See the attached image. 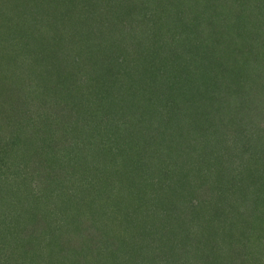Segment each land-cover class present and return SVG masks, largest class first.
Returning <instances> with one entry per match:
<instances>
[{
    "label": "trees",
    "instance_id": "trees-1",
    "mask_svg": "<svg viewBox=\"0 0 264 264\" xmlns=\"http://www.w3.org/2000/svg\"><path fill=\"white\" fill-rule=\"evenodd\" d=\"M238 1L131 0L127 4L130 9L123 7L116 12L113 1L80 0L68 17L59 9L63 6L53 0L57 5L56 19L50 21L47 7L52 4L47 0H0V22L15 18L20 12L22 20H32V25L21 22L24 35L35 33L36 26L39 32L52 26L55 30L51 41L43 42L41 49L29 42L25 43L28 44L26 51L12 43L14 49L21 52L7 66V74L5 69H0V225L8 224L15 234V237L8 236L0 227V252L6 258L2 264H66L65 260L67 264H76L77 259L69 255L78 253L74 250L83 238L81 235L96 244L101 240L113 241L111 246L88 247L91 249L87 251L89 264H154L145 259L153 260L158 256H162L158 259L161 262L156 264L164 261L176 264L174 260L177 264L194 262L193 255L200 253L196 251L199 247L215 246L227 236L239 239L235 232L222 234L217 230L213 222L223 220L226 214L223 207L212 204L213 200L217 204L222 201L223 197L216 195L219 181L225 179L224 173L236 159L242 162L243 172L239 181L233 178L232 185H240V195L237 197L232 187H228L227 192L246 206L245 211L238 212V219L243 221L253 213L262 215L258 214V205L264 193V166L260 164L264 161V148L259 146L260 129L256 120L263 118L256 113L257 109L250 114L241 106L237 115L245 112L246 118L250 116V126L229 128L234 117L229 116L225 122L221 116L223 109L229 107L232 95L240 98L247 95L246 82L252 67L261 63L260 52L264 49V35L258 30L259 15L264 13L260 5L264 0H256L258 15L252 16L251 9L245 6L255 0H240L237 5ZM189 3L204 7H177ZM5 5H10L7 12ZM65 15L72 22L71 28L76 27L82 34L69 35L70 40L81 38L72 42L74 45L67 51L62 66L58 57L55 61L48 55H54L59 43L57 23L62 22ZM124 22H128L126 27ZM139 30L155 39L156 47L144 43ZM177 37L180 43L176 42ZM32 46L37 59L29 51ZM43 52L47 57L41 54ZM42 58L48 60L50 68L46 73L36 74ZM24 60L29 64V86L31 77H35L42 88L38 98L25 92L24 82L16 73V69L26 64ZM138 69V73L133 72ZM56 70L60 71L58 75H55ZM256 79L264 80V75L257 73ZM61 83L67 84L68 89L61 91ZM176 99L180 103H176ZM161 101L164 106H172L165 123L176 118L186 129L176 128L180 135L178 151L183 150L182 145H187L183 138L186 134L197 133L202 138L210 134L222 153L217 156L207 149L202 155L215 159H202L195 173L191 168L170 173L167 153L162 152L155 158L149 156V145L142 142L141 129L145 123L151 124L152 105ZM11 132L15 135L11 136ZM249 132L256 134L255 143L254 137L247 135ZM158 134L159 128L152 138L154 142L159 139ZM231 135L246 136L239 157L227 142L221 141L222 137ZM111 138L113 145L109 142ZM21 162H25L23 169L19 168ZM108 165L112 166L111 170ZM69 169L77 171L88 184L93 185L94 181L96 187L105 186L106 190L100 192L103 198L93 189L96 194L93 199L111 202L115 212L123 218L127 239L109 235L92 214V223H86L82 234H55L54 230L62 228V222L67 221V215L60 212L68 208L64 204L67 193L61 192L64 187L61 181ZM91 175L92 180L87 179ZM8 177L11 180L5 188L3 180ZM113 177L126 195L112 198ZM165 188L170 196L164 194ZM36 191L42 195H33ZM54 198L61 204H56ZM81 200L75 202L82 204ZM149 204L151 217L157 214L162 217L160 223L164 225L159 236L153 229L138 224L141 213L146 220L149 218ZM206 206L212 207L210 214L204 211ZM247 207H251L253 213H249ZM53 212L57 213L55 219L51 218ZM63 225L67 229L66 224ZM231 227L235 228V224ZM21 237L29 243L51 244L47 248L49 252L36 244L39 254L27 256L17 247L21 245ZM61 243L68 248L69 255L57 248ZM59 254L65 257L61 263L55 262ZM197 259L202 257L199 255Z\"/></svg>",
    "mask_w": 264,
    "mask_h": 264
},
{
    "label": "clouds",
    "instance_id": "clouds-1",
    "mask_svg": "<svg viewBox=\"0 0 264 264\" xmlns=\"http://www.w3.org/2000/svg\"><path fill=\"white\" fill-rule=\"evenodd\" d=\"M10 5H5V11ZM82 7V6H78ZM149 7H155V5H149ZM177 7L183 8H203L204 5H177ZM235 7V6H233ZM248 9L256 7L255 5H246ZM260 8L264 9V4L260 5ZM170 27V26H169ZM258 30L262 35H264V13L259 15L258 21ZM176 42L180 43V38H176ZM261 63L252 67L249 74V78L246 82V91L247 95L243 98L238 97L237 95H232L229 107H225L221 112V116L224 121H228V117L232 116L234 119L228 124L229 128H248L251 124L250 116L246 118L245 112H239L237 115V110L243 106L245 111L251 108L252 105H257L262 113H264V80L257 81L256 74L260 73L264 75V49H261L260 52ZM30 63V62H29ZM29 64L23 65L22 68L16 69L17 75L20 76V80L24 82V90L31 96L39 97L42 88L38 86L39 82L35 77H31V85L29 86ZM7 66H5V73L7 74ZM175 98V97H174ZM176 103H180L179 99H176ZM171 105L164 106V102L161 101L160 104L152 105V120L151 124L148 125L145 123L141 129L142 142H146L149 145L148 155L155 158L159 156L160 153H167L169 159V172L170 173H181L183 170L191 168L193 172L198 168L199 162L202 159L211 161L215 157H205L202 153H205L207 149H211L216 155L222 153V148L217 147L214 138H210V134H206L203 138L197 133H188L183 138L187 140V145H182V151L177 150V142L180 140V135L176 131V128L179 127L180 131H186L183 127V123L178 119L174 118L165 123L168 120V116L171 112ZM230 109V110H229ZM256 126L260 129L258 134L259 146L264 148V119L258 118L256 120ZM157 128H159V139L153 141V136L157 135ZM171 132V135L169 133ZM247 135L253 136V143L256 142L255 133H247ZM246 136L243 135H231L227 137H222V142H227L229 147L234 151L235 156L239 157L242 151V145L245 143ZM167 146V147H166ZM45 155H50V153H45ZM246 160L249 159L248 156L244 157ZM26 162V161H25ZM19 164V168H24V163ZM260 164L264 166V161H261ZM111 170L112 166H107ZM243 172V164L239 159H236L235 162L228 168L227 172L224 173L225 179L219 181V190L216 192L217 196H222V201L217 204L213 200V207H223L225 210V218L221 221H214V225L218 231L223 233H228L230 231L235 232L239 237L241 244H246L249 247V250L255 255L258 254L262 261H264V193L261 194V201L258 205L261 216H257L253 213L251 207H247L249 213H253L244 218L243 221L238 219V212L245 211V204H242L239 199H233L231 194L227 192L228 187L233 188V192L237 197L240 195V185H232V180L235 178L237 181L241 178V173ZM7 176V172H5ZM113 187L111 191V196L113 199L117 195H126L125 192H121V185L113 177ZM11 177L3 180L5 188L9 186ZM65 183L72 184V181H66ZM93 185L95 182L93 181ZM33 184V188H35ZM15 190V189H13ZM75 193L76 196H83L84 204L86 207L82 209L85 216L92 214L96 217L98 225L104 229L109 235H115L123 237L124 239L128 238V232L123 226V218L115 212V209L112 207L110 201L105 199H96L93 201V196L95 195L89 184L77 177L75 181V186L69 191V195ZM164 194L171 195L167 188L164 189ZM35 196H41L42 193L36 191L33 193ZM247 199H252L248 197ZM8 203L7 198L4 200V204ZM50 207V206H49ZM149 208V218L146 220L144 214L141 213L138 219V224H143L148 229H153L155 234L159 236V230L162 225L160 223L162 217L157 214L155 218L151 217L152 207L151 204ZM235 209V211H233ZM204 211L208 214L211 213L212 207L206 206ZM57 213L53 212L52 217L55 219ZM235 224V228L231 226ZM257 235H260V239H257ZM150 255V253H149Z\"/></svg>",
    "mask_w": 264,
    "mask_h": 264
},
{
    "label": "rangeland",
    "instance_id": "rangeland-1",
    "mask_svg": "<svg viewBox=\"0 0 264 264\" xmlns=\"http://www.w3.org/2000/svg\"><path fill=\"white\" fill-rule=\"evenodd\" d=\"M47 1L52 4V5L47 7L48 11H49V20L52 21V20L56 19L55 18V12L57 11V5L55 4L56 2L55 3L53 2V0H47ZM57 1L59 2V4L61 6H63L62 8H59V9L64 14H66L68 17L71 14V12H73L76 4L81 3V2H79L80 0H57ZM60 1H61V3H60ZM106 1H113L114 2L113 5L115 6V8H114L115 11L120 9V8H123V7L126 8V9H130L128 7L129 5H127V4H129L131 0H106ZM239 2H240V0L238 1L237 5L239 4ZM252 4L256 6V4H258V3L255 0V2L251 1V5ZM45 7H46V5H45ZM11 9H12V7H11ZM53 9H54V12H53ZM114 10H112V11H114ZM52 12L54 13L53 17L51 15ZM108 12H109L108 10L105 11V13L108 16H111L110 14H108ZM103 13H104V11H103ZM250 13H251V16L252 15H258V7L256 6L254 8H251ZM17 14H18V16L15 14L16 15L15 18H10L9 20H6V21L2 20L0 22V57H1L0 58V69H5V66L11 65V60L14 58V56L19 54L18 53L19 51L21 52V50L16 51L14 49V46L12 45V43H16L19 46L20 49L28 51V44H25V43H29L30 42V44H33L34 46H37V47L40 48V47H43V42L45 44L50 42L51 41V35L55 33V30H53V26L51 27V29H44L42 32H39L38 27L36 26L33 29V31L35 33L30 34V35H27V34L24 35L23 34V30H22V23L21 22L24 20V21L29 22L32 25V20L31 19L27 20L26 18L22 20V18L19 17L20 12H17ZM66 15H65V18H62V22L60 21L59 23H57V26H58L57 28H59L58 33H57L59 43L57 42L55 47L56 48L58 47V49L56 50V48H55L54 55H53V53L48 55V58H51V59H54V60H55L56 57H58L59 60L62 61V63H61L62 66L65 65L64 63L66 61L67 51H69L70 50L69 48L73 47V45H74V44H72V42L78 41L81 38V37H79V38L70 40L69 35L70 34L71 35L72 34H77V32H78V35L82 34V31L79 30V29L77 31L76 27L74 29L71 28L72 24H70V23H72V22L66 19ZM51 17H52V19H51ZM127 19H130V18L128 17ZM106 23L109 24L108 21ZM127 24H128V22H124L123 26L126 27ZM141 32L142 31L139 30V33H140L139 36L143 39V42L146 43L147 45H149L150 47H156V45H155L156 44V40L150 38L147 35H144ZM19 41H21L22 44L19 43ZM10 42H11V44H10ZM38 42H40V43L38 44ZM34 48L35 47L32 46L29 49V51L32 54H34L33 56L37 59V56L35 55V53H33V52L36 51ZM41 54H43V55H45L47 57V54H45V52H43ZM120 55L122 56V54H120ZM34 57L30 56V58L32 60H34ZM54 60H53V62L56 61V60L55 61ZM25 63L27 64V61H25ZM67 63L71 66L70 61H67ZM50 65L51 64L48 62V60L46 58H42L40 60V62L38 63V66L36 68V74H41V73H44V72L46 73L47 70L50 68ZM63 68H65V67H63ZM64 71L70 73V71L67 70L66 68H65ZM133 72L138 73L139 69L138 70H133ZM59 73H60V71L56 70L55 75H58ZM65 85H67V84L61 83V85H60V90L61 91L63 89H68ZM20 104L23 105V103H20ZM254 106H256V108H254ZM50 108H55V107L51 106ZM193 108L194 107H192L191 110H193ZM255 109H257L256 113L258 112V114L261 115L262 118L264 119V113H262L260 111V109H259V107L257 105H252L250 110H247V113L251 114L252 110H255ZM65 110L68 111L67 109H65ZM243 110L245 111V108H243ZM58 111H60V109ZM58 113H60V112H56L57 115L61 114V113L60 114H58ZM191 114L196 116V112H194V111H192ZM52 116H54V115H52ZM14 135H15L14 132H11V136H14ZM102 137H99V139L102 138ZM103 139H105V138H103ZM109 142L112 145L114 143L112 138H111V141H109ZM66 143H67V140H66ZM73 143H74V141L71 140V144H73ZM63 145L60 146V147H63ZM36 158H37V156H35V159ZM78 175L79 174H78L77 171H75V170L73 171L72 169H69L68 173L63 176L64 181L63 180L62 181L59 180V181L64 183V185H63L64 187H62L63 189L61 190V192L65 191L67 193L66 194V196H67L66 200L67 201H65L64 204L68 205V208L66 210L60 211V212H64L67 215L66 223L62 222V228L59 226L58 229L54 230L55 234H58L60 236L61 235L63 236L64 233H71L72 234L71 236L80 235V234H82V230L84 229L86 223L87 222L92 223L91 214H89L88 216H85L83 211H82V209L84 207H86V205L84 204V199L81 200L79 197H76L74 192L71 195H69V191L72 188H74V186H75V181L77 180V177H79L81 180L86 181L84 179V177H82V175L81 176H78ZM61 178H59V179H61ZM92 178H93L92 175L87 177V179H89V180H92ZM66 181H72L73 183L72 184H68V183H65ZM89 187L91 188L92 192H93V189H94V191L98 192L99 196L101 198H103V195H100L101 194L100 192L102 190H106V189H104L105 186H102V188H99V187H96L94 185L89 184ZM94 194H95V192H94ZM59 197H60V195L58 196V198ZM80 197L82 198V196H80ZM69 198H71L72 200H68ZM52 199H53V197H52ZM79 200L82 201V204L75 202V201H79ZM93 201H95V199H93ZM54 202H56V204H58V205L61 204V201L58 200L57 198H54ZM76 206L78 208H74ZM57 211H59V209H57ZM258 214H260V212H258ZM63 224H66L67 229L64 227ZM70 225L73 227L74 230L71 229ZM0 227H1L2 231H7L8 232V233H6V235L15 237L14 236L15 234H13L14 232H12L13 229H9V225L8 224H3L2 223L0 225ZM66 230H68V231H66ZM75 230H76V233H75ZM262 235H264V234H262ZM81 236L83 238H82V240H80L77 243V245H75V250H74L75 252H78V253H75L73 255L72 254L69 255L68 248L67 247L65 248L63 243H61L62 246H58L57 247V248H60L61 250H64L66 252V254L69 255V258L74 259V260L77 259L76 264H81L82 263V259H83V263L82 264H89L88 257L90 255L88 256V254H87V251L89 252L91 250L89 248H95L96 246L101 248V247L104 246V244H106V246L113 245V241L112 240H109V241L101 240V241H99L96 244L94 240L87 239L83 235H81ZM207 236H209V234H207ZM257 236H258L257 239H260V235H257ZM23 239H25V238H23V237L20 238L21 242H20V240H17L18 242L21 243V245H17V247L22 249L24 254H26L27 256L33 257V256H36V255L39 254V249H38V247H36V244L39 247H41L44 251L49 252V249H47V248H49V246L51 244L42 243V242H38V243L34 244V243H29L30 241H28V239L25 240V241ZM52 243H54V242H52ZM61 247H63V248H61ZM84 251H86V252H84ZM196 251L200 252V253H196L195 252V254L193 255L194 262H187V264H217V263L218 264H221V263L222 264H236V261H237L238 258H239V261H237V264H264V261H262L261 257L258 254L254 255L249 250L248 245L241 244L240 240L237 239L235 236L232 239H231V237L227 236L225 239H222L215 246L211 245V246L207 247V246L203 245V246L199 247V249L196 250ZM243 254H244V256H242ZM199 255H200V257H202V259H200V260L197 259V257ZM61 256H63V254H59L57 256L58 260L55 258V262H60V263L63 262L65 257L62 258ZM161 257L162 256H160V257L158 256L157 258H155L153 260H149V258H148V259H145V262H155L154 264H156L157 262H161V260H158ZM5 259L6 258H3V253L0 252V262H1V264H2V262H5L4 261ZM59 259H61V260H59ZM65 261H66L65 262L66 264L69 263L67 260H65ZM174 261H175L174 263L177 264L176 260H174ZM141 262H143V261H141ZM23 263H26V262H23ZM48 264H53V262H48ZM92 264H97V263L93 262ZM107 264H113V262H107ZM160 264H166V263L164 261V263H160ZM182 264H184V262H182Z\"/></svg>",
    "mask_w": 264,
    "mask_h": 264
}]
</instances>
